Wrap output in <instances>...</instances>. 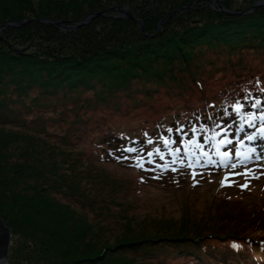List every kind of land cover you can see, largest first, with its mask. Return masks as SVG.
I'll return each mask as SVG.
<instances>
[{"label": "rangeland", "instance_id": "rangeland-1", "mask_svg": "<svg viewBox=\"0 0 264 264\" xmlns=\"http://www.w3.org/2000/svg\"><path fill=\"white\" fill-rule=\"evenodd\" d=\"M41 1H20L17 5H21V7L18 8L11 0H0V9L4 7L21 9L14 13H21L27 17L15 22L44 19L42 14L33 13L40 11L41 8L49 7V0ZM183 1L185 0H77L73 3L67 0V3L58 5L59 0H56V3L54 0L53 7H58L57 14L53 12L51 17L58 20H45L59 21V17H64L66 20L77 19L86 16L89 11L95 9H99L98 12L104 10L108 12L105 16L92 22L90 27L85 25L86 27L75 29L77 32L32 24L22 28L4 29L0 31V38L8 40L13 47L30 46L27 37L41 39L45 45L57 43L58 49H47L46 54H51L55 60L64 55L65 58H69L70 63L74 59H84L88 55L86 48L100 47L105 42H119V48L139 45L137 43L127 44V42L130 44L134 42L130 39L134 38L131 33L136 24L123 21L126 18L121 17L118 12L112 11L111 9L116 5L123 6L139 19L145 34L152 36L161 33L164 36H171L174 30L178 33L183 32L181 27L186 25L189 20L204 22L214 13L241 15L242 11L250 9V13H253L262 7L255 9L254 6L264 0H195L193 8L175 15L159 30L162 19L167 17L166 14H170L171 11L182 6ZM101 3H103L102 6H100ZM69 8L73 12H68ZM67 25L73 26L74 24L69 22ZM140 29L139 34H141ZM59 42L65 47L61 49ZM34 48L41 51L43 47L35 46ZM30 51H35V49ZM91 54L92 52H90ZM190 55L192 57L190 63L176 60L173 65L159 64L157 70L154 69L151 73L139 76L137 79H129L126 82V87L123 88L128 89L124 93H117L114 99L127 98L125 95L136 96L138 92L142 95L150 94V97L146 100L143 96H139L138 105L142 109L127 116L122 127L129 130L139 127L140 130V128L150 126L163 117L168 122L170 115L179 113L185 108L199 110V107L203 108L210 101L221 104L227 99V96L233 95L235 90L239 89L238 93L241 92L243 87L236 84V80L246 73L240 69L254 67L262 73L264 68V48L258 46L232 47L214 42L213 45H197ZM61 61L67 64V60ZM69 65H63V68L74 69V67H68ZM63 68L59 70V73L65 74L68 71ZM233 71L235 73H232ZM77 73L72 85L59 83L60 78L56 76L54 79L53 74L52 84L50 83L48 88L42 85L41 80H37L34 84H25L28 87L16 91L12 86L7 90V94H11L8 98L3 99V96H0V103L8 105L3 112L6 117L10 111L9 118L23 116L27 117L29 122L31 121L28 125L3 126L1 121L3 119H0V129L17 132L24 136L22 139L28 137L26 135L33 137V139L30 138V145L26 142L24 145L33 149V144H35L36 148L40 147L45 150L44 143H47L50 151L44 153L42 159H45V163H54L59 159L65 162L60 177L63 176L64 180H67V184L62 183L57 190L50 187L55 191L53 194L50 191L52 198L47 195L46 199H43L44 205L41 208L37 207L40 209L38 215L47 214L46 216H49L50 214L52 216L45 217L43 222L38 219L37 214L27 211V213L19 214L14 223L15 226L11 224L13 238L9 253L10 260L8 259L7 264H13L12 259L17 262L18 259H15V256L19 259L22 258L23 264V260L26 261V254L31 252V249L27 247V240L29 241L31 237L35 236L34 238L42 243V238H39L41 235L38 233L44 227L49 233L57 224H63L69 220L70 225L84 226L83 231L85 224L88 223L79 214L86 217L88 215L90 222L94 223H91V228L97 236L95 241L96 243L100 241V247L95 255L105 256V259L97 264H158L164 258L169 259L175 256L176 259L171 262L172 264H193V260L179 257L195 252L197 245L186 240L188 236L198 234L199 231L202 233L206 231L219 232L222 227L227 226L226 220L239 218L240 210L246 212L251 209L250 206L253 204H256L257 207L262 206L264 195L262 196L261 192L248 195L233 190H221L220 179L216 177L202 180L201 186L197 188H192L188 182L183 184L167 181L149 183L147 180H143L147 179L146 176L139 175L135 171L127 170L113 163L100 162L95 158L91 159L86 150L89 153H95L93 134L77 144L73 139V131L79 124L86 125L89 120L92 124L102 115L109 114L107 109L102 110L106 105L103 96L106 95L109 100L107 104H111L113 100L108 96V89L103 87L98 79L93 80L92 84L87 86V84H82L80 72ZM64 76L61 75V78L63 79ZM194 76H197L195 78L202 77L208 82L205 85L204 93L199 89L195 94L186 98H177L181 97L180 90H184L188 86L196 88L193 83ZM35 77H38V74H35ZM57 83L62 86L58 87ZM169 90L172 91L171 95H169ZM20 118L22 119V117ZM40 121L43 123L39 124ZM108 122L113 124L115 121L109 120ZM44 127L45 130H43ZM67 140L70 141V143L68 142L70 145ZM16 147L18 146L16 145ZM30 153L32 154L33 151ZM37 158L41 159L38 156ZM134 180L141 185L136 182L137 185L134 187ZM70 185L74 188L72 196H68V192H72L69 189ZM110 185L120 186V190L123 185L124 191L116 193L115 198L109 189ZM23 195L29 198L33 197L37 203L40 199H36L37 194L34 192L30 191L27 194L18 190L16 193L11 189L6 196L0 195V204L5 208L7 206L9 211L14 210L13 213H18L19 208L15 209L16 205L13 202L24 204ZM85 199L92 200L91 204L105 203L108 209H104L105 212L99 215V218L106 219L105 221L99 222L93 218L92 215H97V210L93 207L88 208V205L91 204H88V200L85 202ZM221 200H228L231 203L221 206L212 204ZM56 206L63 212V217L60 220L53 216L54 210L57 209ZM9 215H11V219L15 218V215ZM65 215H67L66 218ZM101 227H103L102 231H100ZM136 240L139 241L137 245L121 248L123 243ZM209 242L206 243L207 247ZM216 247L225 250L227 244H216ZM18 254L20 255L17 256ZM76 257H80V254L77 253Z\"/></svg>", "mask_w": 264, "mask_h": 264}, {"label": "trees", "instance_id": "trees-1", "mask_svg": "<svg viewBox=\"0 0 264 264\" xmlns=\"http://www.w3.org/2000/svg\"><path fill=\"white\" fill-rule=\"evenodd\" d=\"M11 1L14 2L15 7L20 8L21 5L18 6L17 4H19L20 1L25 0ZM44 1L45 0H42L41 2ZM70 1L75 3L77 0H69V2ZM190 1L191 0H185L182 4L189 6L195 2V0L192 3ZM63 3H67V0H59L58 5H62ZM48 4L49 7L41 8L40 11L33 13H38L39 15L42 14L44 19L58 20L57 18L51 17V13L54 12L57 14L58 7H53L54 0H49ZM102 4L103 3H101L100 6H102ZM183 5L180 6L181 8L179 7L171 11L170 14L178 9H181L179 13L174 14L167 21L175 15L187 10ZM114 7L123 6L116 5ZM18 10L21 9H7L5 7L0 9V25L7 22H15L26 19L27 16L22 15L21 13H14ZM67 10L68 12H73L71 8ZM98 10L99 9L91 10L86 16H82L77 19L73 18L72 20H66L64 17H59V20H64L68 23L71 21L81 20L89 14L98 12ZM250 11L251 9L248 11L244 10L241 12V15L214 13L211 18L205 20L207 22H203L201 20L191 22L189 20L186 25L181 27V29L184 30L183 32L178 33L174 30L171 36H164L161 35V33L152 36L147 33L146 35H143L141 29L139 28L140 26L135 21L126 18L123 21H127L138 26L137 27L135 25V27L132 28L133 32L131 34L134 35V38H131L130 40L134 42L132 44L127 42V44L134 45V43H137L139 45L119 48V42H105L100 45V47L95 48L92 46L86 48V50H88V55H86L84 59H74V61H72L73 63H69V58H65L66 56L64 55L59 56V58L55 60L51 54H46L47 49L54 48L57 50V43H54L53 45H45L41 39L27 37L29 38L30 42L28 41V43L31 44L30 46L13 47L8 40L0 38V96H3V99L8 98L11 94H7V90L12 86H14L16 91L28 87L25 84H34L37 80H41L42 85L48 88L53 80V74L54 79L56 76L60 78L59 83L69 85H72L74 82V79L78 75L77 72H80L79 75H81L80 80L82 81V84H87V86H90L93 80L98 79L99 82L103 84L102 86L108 89V96L113 100L111 104H107L109 100L106 95L103 96V100L106 105L102 110L107 109V113L109 114L102 115L99 120L92 124H90L89 120L86 122V125H77L73 131V139H75L78 144L89 135L93 134V147L96 154L89 153L86 150L91 159L95 158L100 162L113 163L127 170L135 171L139 173V175L147 176L148 173L145 170L133 166L136 162V153L126 152L124 151L125 148L135 147L141 150L146 159L147 153L154 152L156 148H160L162 152L168 150L163 146L162 137L171 135V138L175 139L177 144H179L181 136L176 133V129L178 127H183L185 131L188 132L190 137V129L193 125L199 127L203 124L208 125V127L211 128L212 121L222 124L233 121L235 119V115L231 114L230 105L235 101H243V98L246 95H250V99L248 101L249 103H251L253 99H260L264 101V68L262 73L258 72V69L254 67L240 69L246 74L239 77L236 80V84L243 88L240 93H238L239 89H237L234 91L233 95L227 96V99H225L223 103L219 104L218 102L210 101L203 108L199 107V110L185 108L179 113L176 112L173 115H170L168 122H166V118L163 117L150 126L140 128V130L139 127L133 130L126 129L122 127V123L127 116L142 109V107L138 105L140 102L139 96H143L146 100H148L150 94L142 95L138 92V95L136 96L129 97L125 95L127 98L114 99L116 94L124 93L125 90L128 89L123 87H126V82L129 79H137L139 76L151 73L154 69L157 70L159 64L173 65L176 60H184L186 63H190L192 60L190 55L191 52L197 45L200 44L213 45L214 42H216L232 47L250 45L264 48V6L260 7L258 11L253 13H250ZM168 15L169 14H166V16ZM164 19L165 17L162 20ZM87 26L90 27V24ZM81 28L83 27L77 29ZM138 28L140 29L141 34H139ZM70 32L77 31L70 30ZM3 45L4 47H2ZM35 46H42L43 48L39 51L34 48ZM59 46L61 49L65 47L60 42ZM34 49L35 51H30ZM90 52H92L91 55ZM61 60H67V64H70L68 67H74V69L63 68V65L66 66L67 64ZM61 68L64 70L68 69V71L65 72V74H61L59 73ZM232 73H235V71ZM35 74H38V77H35ZM61 75H65L63 79L61 78ZM197 76L193 77V83L196 88L193 89L191 86H188L184 90H180L181 97L177 98H186L195 94L199 89L204 93L205 85L208 82H206V80L202 77L195 78ZM57 86L60 87L62 85L57 83ZM92 88L95 87L92 86ZM171 94L172 91L169 90V95ZM131 106L133 107L131 108ZM7 107L8 105L0 103V119H3L1 120L3 126H11L12 124L28 125L31 122H29L27 117L23 116L9 118L10 111H8V117H6L3 112ZM225 109H227L231 115L225 116ZM247 110L250 112H258L255 108H248ZM20 117H22V119ZM109 120H113L115 122L111 124L108 122ZM40 123L42 124L43 121H40L39 124ZM169 128L173 129L171 134L167 132V129ZM45 129L46 128L44 127L43 130ZM26 136L28 137L22 139L24 136H21L17 132L6 131L3 128L0 129V195L6 196L12 189V191L14 190L16 193L19 190L21 193L29 194L31 191L37 194L36 199L40 198L37 203L33 197L29 198L28 196L23 195L22 200H24V204H15L14 201L13 204L16 205L15 209L19 208L18 213H13L14 210L9 211L7 206L5 208V206L0 204V218L10 228L12 238L13 226L11 224L14 225L15 221H17L19 217V214L24 212L27 213V211L35 213L41 221H43L45 217L52 216L50 214L49 216H46L47 214L44 216L38 215L40 214L38 212L40 209L37 207L41 208L44 205L43 199L47 197V195L51 196L55 192L54 190H57L62 183L67 184V180L65 181L63 176L60 177V172L62 170V166L65 165V162L59 159L54 163H45V159H42V156L44 153L50 151L49 145L44 143L45 150L40 147L36 148L35 144H33L34 149L32 147L24 146L25 142L30 145V138L33 139V137L29 135ZM149 139L154 142L149 144ZM68 142L70 143V141L67 140V143ZM69 143L68 145H70ZM16 145L18 147H16ZM175 146L176 145L173 147ZM31 151H33L32 154L30 153ZM80 155H82V153H80ZM37 156L41 159H38ZM124 156L129 158H119ZM78 159L77 161L79 162L80 159ZM147 164L148 163L144 164V168L148 166ZM212 175L217 176L216 173ZM181 179L182 181L177 184L188 182L192 188L194 187V182L191 181L190 176L187 175ZM143 180H147L149 183H162L166 181L172 183V181L167 179L152 180L150 178H144ZM133 182L134 187L139 183L135 180ZM139 184L141 185V183ZM219 187L222 190L220 182ZM69 189H71L72 192L69 191L68 196H72L74 190L73 186ZM109 189L112 191L115 198L116 193H121L122 190L124 191L123 185L121 190L120 186L115 185H110ZM225 190L239 192V188L236 185H232ZM50 191H52V194H50ZM48 199L50 200L49 197ZM87 200L88 204L92 203V200L89 199H85V202ZM228 203H231V201L221 200L213 202L212 204L221 206L222 204ZM89 207H93L97 210V215L91 214L94 219H97L99 222L106 220L99 218V215L105 212L104 209H108L105 206V203L101 204L99 202H95L88 205V208ZM250 207L251 209L246 212L240 210L238 213L239 218L226 220L227 226L224 228L222 227L219 232L206 231L207 233H202L199 231L198 234L196 233L188 236L186 240L197 245L195 252L187 256L182 254L183 256L179 257L188 258V260L191 261L193 260V264H254L253 262H257L259 260L264 261V202L261 207H257L256 204H253V206L251 205ZM56 208L57 209L54 210L53 216L60 220L62 219L61 217H63V212L58 206H56ZM91 213H93V211H91ZM9 214L15 215V218L11 219V215ZM67 215L64 217L66 218ZM79 215L88 223L85 224L83 231L82 229L84 226H80L79 224L70 225L69 220H67L63 222V224H57L54 226L49 233L44 227L41 232L38 233L41 235L39 238H42V243L34 238L35 236L31 237V240H27L26 244L27 247L31 249V252L29 251L26 254V261L23 260V264H48L52 263L53 260L54 262L52 264H97L103 261L105 256L95 255L97 249L100 247V241L98 243L95 241L97 240V236L93 233L91 228L94 223L90 222V217L88 215L87 217L85 215ZM17 225H20V223H17ZM102 229L103 227L100 228V231H102ZM138 242L136 240L123 243L121 248L124 246L125 248L128 246H135ZM207 242H209L208 247L206 244ZM222 243L227 244V248L225 250L216 247V244L220 245ZM233 245H238L239 250L233 247ZM77 253L80 254V257H76ZM19 255L20 254L17 256ZM14 258L18 260L15 262L11 258L13 264H22V258L19 259V257L17 258L16 256ZM174 259H176V256L169 259L164 258L160 260L158 264H172L171 262L174 261Z\"/></svg>", "mask_w": 264, "mask_h": 264}, {"label": "snow or ice", "instance_id": "snow-or-ice-1", "mask_svg": "<svg viewBox=\"0 0 264 264\" xmlns=\"http://www.w3.org/2000/svg\"><path fill=\"white\" fill-rule=\"evenodd\" d=\"M249 99L250 95H246L243 101L237 100L230 105L231 114L235 115V120L232 123L225 125L212 121L211 128L203 124L199 127L193 125L190 129V137L183 127H178L176 133L181 136L178 145L177 141L171 138V135L162 137L163 146L168 149L167 153L162 152L160 148H156L154 152H148L145 159L142 151L135 147L125 148L124 151L136 153V162L133 166L146 171H155L156 169L177 171L178 169L174 166L179 164L180 167L193 169L192 175L195 178L197 174L195 171L196 167L211 165L232 170L230 173L232 176H247L252 171L248 165L261 159L257 148L251 145L257 140H264V101L253 99L249 103ZM248 108H255L260 114L250 112L247 110ZM231 114L227 109L224 110L225 116ZM233 126H235L234 132ZM246 128L256 129V132L249 133L245 130ZM167 132L171 134L173 129L169 128ZM241 134H243V137ZM201 137L203 138L202 141ZM245 141L248 143L246 144ZM153 142L151 139L148 140L149 144ZM174 145L177 146L173 147ZM166 156H170L171 160L166 159ZM154 157H158L164 163H156L153 159ZM119 158L128 159L129 157L124 156ZM145 163L153 164L154 167L145 169ZM238 167L243 168L244 171L240 173L235 172V169ZM228 181L229 176H226L221 186H232ZM247 187V184L241 185L242 189H246ZM233 247L239 250L238 245H233Z\"/></svg>", "mask_w": 264, "mask_h": 264}, {"label": "water", "instance_id": "water-1", "mask_svg": "<svg viewBox=\"0 0 264 264\" xmlns=\"http://www.w3.org/2000/svg\"><path fill=\"white\" fill-rule=\"evenodd\" d=\"M194 3H192L189 6H184V8L188 9L193 7ZM264 5V1L260 2L256 6H254L255 9H257L260 6ZM112 11H116L120 14L121 17L131 19L135 21L143 31L144 33V27L141 24V21L134 17L127 9L123 7H115L111 9ZM181 9H178L177 11L169 14L159 25V30H161L162 26L164 23L174 14L179 13ZM107 10L100 11V12H95L92 14H89L87 17L77 20V21H71L74 25L69 26L67 25L68 22L66 21H51V20H45V19H34V20H27L25 22H11V23H6L0 26V31H3L4 29L7 28H22L26 27L32 24H42L46 25L49 27H54V28H60L62 30H75L77 28L83 27L85 25L91 24L93 21L96 19L103 17L107 14ZM228 13V12H227ZM11 241H12V232L10 228L4 223V221L0 218V264H7L8 259H9V253H10V248H11Z\"/></svg>", "mask_w": 264, "mask_h": 264}, {"label": "bare ground", "instance_id": "bare-ground-1", "mask_svg": "<svg viewBox=\"0 0 264 264\" xmlns=\"http://www.w3.org/2000/svg\"><path fill=\"white\" fill-rule=\"evenodd\" d=\"M194 3H196V2H194ZM113 9V8H112Z\"/></svg>", "mask_w": 264, "mask_h": 264}]
</instances>
